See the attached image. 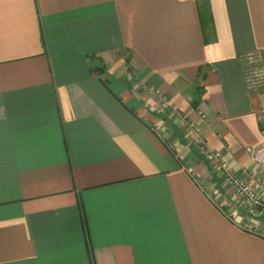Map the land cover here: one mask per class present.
<instances>
[{
	"label": "crops",
	"instance_id": "1",
	"mask_svg": "<svg viewBox=\"0 0 264 264\" xmlns=\"http://www.w3.org/2000/svg\"><path fill=\"white\" fill-rule=\"evenodd\" d=\"M251 53L264 0H0V264H264L196 142L264 192Z\"/></svg>",
	"mask_w": 264,
	"mask_h": 264
},
{
	"label": "built area",
	"instance_id": "2",
	"mask_svg": "<svg viewBox=\"0 0 264 264\" xmlns=\"http://www.w3.org/2000/svg\"><path fill=\"white\" fill-rule=\"evenodd\" d=\"M248 58L251 61V66L248 69V87L252 90L259 89L260 86L264 85V65H258V60L252 53L249 54ZM151 92L162 108L172 110L161 90L151 89ZM174 114L182 124L194 126V123L181 114H176V112ZM196 142L201 145L206 160L214 166L215 170L223 177L225 183L234 190L238 198L250 209L264 214V192L258 191L251 182L236 175L224 153L207 144L201 129H197ZM246 150L250 154L253 163L264 169V137L260 143L247 146ZM248 172L254 179L258 180L254 171L249 170Z\"/></svg>",
	"mask_w": 264,
	"mask_h": 264
},
{
	"label": "rangeland",
	"instance_id": "3",
	"mask_svg": "<svg viewBox=\"0 0 264 264\" xmlns=\"http://www.w3.org/2000/svg\"><path fill=\"white\" fill-rule=\"evenodd\" d=\"M259 64H261V62H260V61H258V65H259ZM162 109H164V108H162ZM164 110H165V109H164ZM183 127H185V125H183Z\"/></svg>",
	"mask_w": 264,
	"mask_h": 264
},
{
	"label": "trees",
	"instance_id": "4",
	"mask_svg": "<svg viewBox=\"0 0 264 264\" xmlns=\"http://www.w3.org/2000/svg\"><path fill=\"white\" fill-rule=\"evenodd\" d=\"M127 61H129V60H127Z\"/></svg>",
	"mask_w": 264,
	"mask_h": 264
}]
</instances>
